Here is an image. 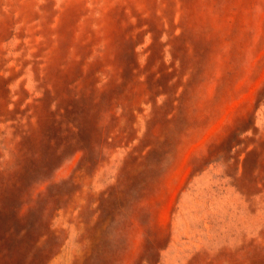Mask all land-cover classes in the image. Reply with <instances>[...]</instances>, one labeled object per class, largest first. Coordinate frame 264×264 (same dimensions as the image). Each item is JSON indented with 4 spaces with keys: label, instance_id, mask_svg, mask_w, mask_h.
<instances>
[{
    "label": "rangeland",
    "instance_id": "obj_1",
    "mask_svg": "<svg viewBox=\"0 0 264 264\" xmlns=\"http://www.w3.org/2000/svg\"><path fill=\"white\" fill-rule=\"evenodd\" d=\"M0 264H264V0H0Z\"/></svg>",
    "mask_w": 264,
    "mask_h": 264
}]
</instances>
